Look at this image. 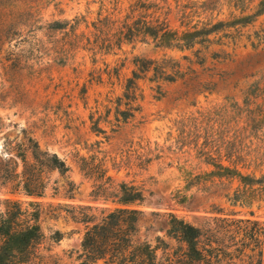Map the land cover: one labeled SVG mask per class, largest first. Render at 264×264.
<instances>
[{"label": "rangeland", "instance_id": "rangeland-1", "mask_svg": "<svg viewBox=\"0 0 264 264\" xmlns=\"http://www.w3.org/2000/svg\"><path fill=\"white\" fill-rule=\"evenodd\" d=\"M136 21L215 32L166 48L125 40ZM138 61L154 65L133 86ZM123 188L144 196L136 237L157 264L185 251L172 216L216 231L257 222L264 264V0H0V220L17 203L42 232L13 264H82L85 233L122 207Z\"/></svg>", "mask_w": 264, "mask_h": 264}, {"label": "trees", "instance_id": "trees-1", "mask_svg": "<svg viewBox=\"0 0 264 264\" xmlns=\"http://www.w3.org/2000/svg\"><path fill=\"white\" fill-rule=\"evenodd\" d=\"M139 9H133V13ZM124 28L126 31L121 32L120 35L124 36L125 40L143 34L158 40L166 48H191L197 44V41L203 42L215 32L213 29L204 31L194 28L193 32L179 33L169 30L166 23L159 21L155 27L142 25L141 22L139 24V21L133 22L132 25L126 22ZM99 39L103 45L109 41L102 36ZM110 46L109 44L105 47ZM138 63L140 64L138 72H134L133 79L129 80V84L133 86L134 82L140 79V75L150 71L151 66L154 65L153 62L138 61ZM153 69L154 76L158 80L173 82L180 77L179 70L168 73L166 68ZM132 89L130 88L129 91ZM53 163L61 173L67 171L64 162L59 161L57 157H54ZM229 175L238 176L246 187L253 186L255 183L249 177L236 172ZM256 193L257 191H250V196H245L244 193L242 197L252 200V196L256 197ZM143 201L144 196L138 190L123 188L119 200L122 207L117 208L101 223L94 225L85 233L82 241V264H98L99 262H103V264H157L156 249L148 243H140L136 237V224L142 212L131 208V206L137 203L141 204ZM224 221L222 222L226 228L221 227L224 230L216 231L196 227L172 216L170 232L185 245L182 257L172 264H219L223 261H227L226 264H233L234 258L239 260L241 257H247L249 264H262L263 228L257 222H250V220H236L230 224L227 223L228 220ZM20 222H23L24 225H21ZM232 227L236 228L235 234L231 233L230 228ZM227 228L229 230H226ZM241 233H243V238L236 241ZM220 236L234 242L232 247H235V250L233 252H228L230 248L224 245L222 241L225 239ZM41 237L38 213L24 212L20 205L13 203L12 210L8 209L6 213L2 214L0 220V264L24 263L28 251ZM203 239L205 242L202 241ZM247 251L252 254L246 255Z\"/></svg>", "mask_w": 264, "mask_h": 264}]
</instances>
